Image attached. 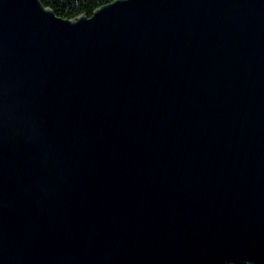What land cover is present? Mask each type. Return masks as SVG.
<instances>
[{
  "label": "water",
  "instance_id": "1",
  "mask_svg": "<svg viewBox=\"0 0 264 264\" xmlns=\"http://www.w3.org/2000/svg\"><path fill=\"white\" fill-rule=\"evenodd\" d=\"M0 264H264V0H0Z\"/></svg>",
  "mask_w": 264,
  "mask_h": 264
},
{
  "label": "trees",
  "instance_id": "2",
  "mask_svg": "<svg viewBox=\"0 0 264 264\" xmlns=\"http://www.w3.org/2000/svg\"><path fill=\"white\" fill-rule=\"evenodd\" d=\"M116 0H41L46 8H51L63 19H77L81 16L92 17L95 11Z\"/></svg>",
  "mask_w": 264,
  "mask_h": 264
}]
</instances>
